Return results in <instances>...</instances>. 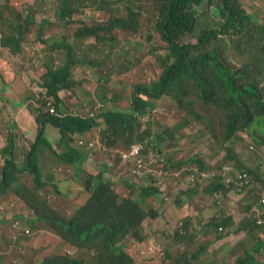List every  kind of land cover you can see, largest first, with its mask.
Returning <instances> with one entry per match:
<instances>
[{"label": "trees", "instance_id": "obj_1", "mask_svg": "<svg viewBox=\"0 0 264 264\" xmlns=\"http://www.w3.org/2000/svg\"><path fill=\"white\" fill-rule=\"evenodd\" d=\"M62 1V7L56 13L57 20H50L51 24L54 23L55 29H47L48 21L40 22L35 12L27 16L19 14L16 18L19 22L16 25L15 21L14 24L7 21L0 29L3 34V47L11 48L16 58L25 54V46L28 48L29 44H33L29 43V38H26L30 30L38 33L37 45L58 49L67 59L61 69L58 71L50 69L43 77L42 88L47 91V95L38 111L45 113L42 123L44 127L39 130V137L28 155L24 168H21L20 163L13 156L14 145L8 146L5 150V153L11 152L12 158L7 159L2 167L0 198L13 191L16 197H20L29 206L37 209L36 215L43 221L41 222L43 226L47 224L51 227V231L65 242L78 251L93 256L96 259L95 264H134L135 258L125 249L127 242H145L144 222L152 214L154 216L156 214L146 209L140 199L123 197L114 189L112 182L106 181L105 174L102 173L98 176L90 174L84 177L85 191L81 204L73 209L67 203L68 210L72 209L70 211L72 213L70 217L65 216L66 214L55 208V197L61 192L46 191L47 194L45 193L48 184L43 183L45 168L42 167L43 162L39 161V157L43 149H46L52 151L59 158L60 163L78 166L79 174L83 171L86 154L80 151L83 150L82 148L75 147L73 143L77 138L90 137L88 133L99 123L96 117L77 115H70L71 120L67 121L66 115L62 112V105L65 103L62 92L71 91L77 85L73 73L79 62L77 46L90 38H96L100 42L102 32L111 34L113 36L111 42L117 41L118 46H122L123 40L117 39L116 33L118 30L135 33L140 31L139 14L132 1L131 16L126 19L116 17L111 19L106 27L85 24L73 30L70 26L74 15L71 7L75 4V0ZM123 1L128 2V0H115V3ZM155 1L160 6L158 28L162 39L169 45V54L165 60H162L166 63L161 78L151 84L139 85L138 94L134 96V107L138 112L148 107L149 102L144 96L154 100L168 96L187 111L184 129L191 127L197 121L201 126V137L211 134L212 143L218 142L216 144L219 147L217 146L216 151L219 156L217 163L212 166L205 161L209 157L205 158L201 153L182 164L194 165L199 171L213 169L219 172L230 165L225 164V161L230 163L236 161L239 169L251 174V184L246 188L249 189L246 196L254 198L247 210V213L252 214L254 206L259 202V192L264 189V169L260 165L256 168L243 165L240 156L233 154L234 146L227 143L231 141L238 143L242 135L248 134L246 135L248 139H256L260 148H264V68H254L255 65L264 62V26H259L250 19L240 0H216L214 9L203 14L200 13V8L204 1L209 4L210 0ZM101 3L106 4L107 0H101ZM208 15L212 17L209 22L203 19ZM257 28L260 29L256 31ZM251 32L254 33L246 39ZM44 33H50L52 37L47 39ZM188 36L195 37L196 42H186ZM252 39L256 41L252 42ZM228 43L244 55L240 63H235L227 56ZM255 46L259 57L257 62L247 54V50ZM119 71L121 73L118 75L124 77L131 73L123 66ZM0 79H2L1 74ZM197 105L211 108V112H216L217 117L209 121L203 119L202 115L199 116ZM54 106L55 112H52ZM134 113L131 117L114 111L102 115L109 128L107 137L105 134L102 140L109 150L116 151L115 147L119 142L129 146L133 142L149 141L144 140L145 136L137 132L134 121L141 117L136 116L137 112ZM5 120L8 122L7 116H0V125L5 123ZM48 124L59 129L63 135L62 145L67 149L65 153L55 150L47 137ZM119 136L121 138L118 139ZM114 138L117 139L115 143L112 141ZM164 139L161 136L157 140L162 142ZM197 139L200 138L196 137ZM12 142L14 143L15 140L12 139ZM156 148L160 149V146L157 145ZM145 151L146 155H155L149 151L148 146ZM122 154L123 152L119 153L121 161H123ZM164 160V165L172 172L181 171L182 164H175L167 157ZM194 167L190 168L191 174H195ZM26 174L35 175L34 186L22 184L21 187L14 189V183L24 178ZM215 184L218 188H223L224 194L230 191V187L221 181ZM152 190L155 188H146L145 191L148 192L146 196H150L149 193L155 194L151 192ZM248 221L252 223V227L257 226L252 219ZM70 255L49 258V261L57 264H83L81 258Z\"/></svg>", "mask_w": 264, "mask_h": 264}, {"label": "rangeland", "instance_id": "obj_2", "mask_svg": "<svg viewBox=\"0 0 264 264\" xmlns=\"http://www.w3.org/2000/svg\"><path fill=\"white\" fill-rule=\"evenodd\" d=\"M132 1L136 5V10L139 14L138 25L140 31L135 33L134 31L123 32L122 30H118L115 37L123 40L122 46H118L117 41L111 42L113 36L107 32H102V40L100 42H98L96 38H90L82 41V43L77 46L76 52L79 62L78 66L73 70V73H75L74 82H76L77 85L71 91L62 92V97L65 100L64 105H62V112L66 115L65 118L67 121L71 120L70 115L96 117L99 125L88 134H90V136H96L97 138L100 137L101 140L105 134L107 137L109 129L105 123V118L102 116L103 114L114 111L131 117L134 112H137L136 116L141 118L134 121V125L139 135L145 136L144 140H149L144 144L148 146L151 153H156L161 157L165 156L170 161H174L173 163H179V165L187 163L192 156L198 153L204 154L205 158L208 156V160H211V155L217 150V146L219 147V145L216 144L218 142L212 143L210 138L211 134L201 137V126L197 121L192 124L191 127L184 129V120L188 113L172 98L166 96L161 100H154L144 96V99L149 102L148 107L142 112H138L134 107V96L136 93L138 94L139 85L151 84L161 78L166 63L162 62V60H165L169 54V45L162 39L161 32L158 28L160 21V6H158L155 0H128V2L123 1L119 3H115V0H107L106 4H102L101 0H75V4L71 7L74 15L72 18L73 23H71L70 26L73 30H77L85 24L106 27L111 19L116 17L126 19L131 16L130 8L132 7ZM240 2L242 3L241 6L250 16V19L257 25L264 26V0H240ZM62 4V0H13V4L6 7L5 11H12L11 16L13 18L19 17V14L29 15L30 12H35L39 16L40 21L45 18H49L48 20H57L56 13L57 10L61 9ZM216 4V0H210L209 4L207 1H204L200 8V13L203 14L213 10ZM211 18V15L203 17V19H207L208 22ZM0 24L1 26L6 25V23L3 22H0ZM47 29H55L54 23ZM259 29L260 28H257L256 31ZM252 33L254 32L249 33L246 39ZM44 34L47 39L52 37L50 33ZM26 38H29V43L32 42L33 44H29L28 48L25 46V54L17 58H10L12 49L8 46L2 47L3 40H0V49L3 51V53H0V74L2 76L7 75L8 78L5 77L7 80H14V87L18 93L17 96L26 99L27 102L23 101L20 104L23 109L21 114L24 115L25 118L27 117L28 126L33 129L31 131L24 130V132L19 130V126L16 122L15 108L13 107L14 99L4 94V99L0 100V116H7L9 120L8 122L5 120L6 122L0 125V175L2 167L6 164L7 159L12 158L10 151L9 153H5L8 146L11 147L14 145L13 156L18 160L21 168H24L28 155L32 152L33 145L39 137V130L44 127L42 123L45 113L38 111V108L42 106L41 102L43 99H46L47 95V91L42 88L43 77L50 69L58 71L61 69V66L67 62V59L61 55L58 49H53V47L46 48L42 44L37 45L36 42L39 38L37 32H30L29 30ZM255 41V39H252V42ZM186 42L195 43L196 38L188 36ZM226 54L229 59L232 58L235 63H240L244 59V55L236 48L234 49L231 43H228ZM247 54L253 57V61H259V57L256 54V46L249 48ZM90 60L91 62H89ZM127 60L128 62H126ZM121 66H123L125 70H130V75L125 77L118 75L121 73V71H119ZM254 68H264V62L255 65ZM3 87L4 82L0 79V92ZM54 108L56 107L54 106ZM196 108L199 111V116L202 115L204 117L203 119L207 121L217 117L216 112H211V108L204 107L203 105H197ZM19 122H23V116H21ZM46 127L47 137L52 142L55 150H57L59 148V139L62 141L63 135L59 129L53 127L51 124H48ZM246 135L248 136V134ZM161 136L165 138L162 143L164 145L163 147H168L167 150L156 148L158 143L155 141L160 139ZM243 136L244 135H242V137ZM196 137L200 139L196 140ZM242 137L238 143L231 141L227 144H232L234 146L235 151L233 154H238L242 164L248 166L250 161H244V159H249L251 155L252 157L255 155L258 156L261 146H259L256 139H248L249 137L245 139V137ZM85 138L80 137L79 140ZM119 138H121V136H119L118 139ZM12 139L15 140L14 143ZM116 140L117 139L114 138L112 141L115 143ZM75 142L73 144H75ZM102 142L104 143L103 140ZM135 143L138 142H133L129 146H124L119 142L115 147L116 151L109 150L106 145L107 150L103 152H97L95 148L89 149L81 145H75V147L82 148L83 150L80 151L86 155H89L91 152L90 154L99 155V157H102L109 163L116 165L121 164V170L125 173V180L130 181V166L120 160L119 153L126 151ZM250 146H253L254 149H251ZM173 148H176V150L173 151ZM61 152L65 153V150ZM259 157L260 158L257 160L261 162L258 161L256 166L260 165L261 168L264 169V156ZM39 161L43 162L42 167L45 168L46 171L47 168L56 169L58 167H61V170L64 171L66 170L65 167L69 165L60 163L59 158H57L52 151L46 149H43ZM227 163L230 164L229 166L238 168L236 161H231V163L230 161H225V164ZM122 165H124V167ZM185 165L186 164H182L181 166L183 167L181 168V170H183L181 176L184 177L189 174V171L185 170ZM75 167L78 169V166L75 165ZM192 167H194V165H192ZM172 174L173 177L177 175L176 172ZM24 176V178L14 183V189L21 187L22 184L34 186L35 175L26 174ZM75 178L76 176H72L70 181L75 180ZM45 179L46 181L48 180L47 177ZM48 185L52 188L51 191L49 190L51 193L59 191L63 193L65 205L62 207L58 205L55 208L59 211L62 209L64 214H67L68 205L66 200L73 199L74 193L72 189H70V191H65L62 184H59L57 180L52 177ZM71 185L72 183L69 184V186ZM16 200L24 201L20 197H16L13 191L9 192V195L0 198V224H2L0 230L5 232L2 236L3 239H7V236L11 232H16L17 234L28 227L25 219L16 218L19 217L17 212H20L17 208V204L14 203ZM4 202L11 204L4 209ZM24 202L36 217L37 209L29 206L26 201ZM28 219L33 223L32 219ZM6 220H10L11 222L5 223ZM29 226H31V224ZM10 227L12 230H9ZM35 229H39V225ZM38 231H41L43 238H45L47 235L46 231H51V227L46 224L40 230L32 231L31 235L28 236L33 238V235ZM14 237H12L11 240L16 243ZM145 238L147 239L146 235ZM24 246L25 244L20 243L14 245L13 248L18 251ZM146 250L147 246L134 247L136 260L141 261L143 258H150L145 252L143 254L142 251ZM148 251L151 250L148 249Z\"/></svg>", "mask_w": 264, "mask_h": 264}, {"label": "crops", "instance_id": "obj_3", "mask_svg": "<svg viewBox=\"0 0 264 264\" xmlns=\"http://www.w3.org/2000/svg\"><path fill=\"white\" fill-rule=\"evenodd\" d=\"M12 4L13 0H0V22L9 21L14 24L11 16L12 11H5V8ZM3 27L0 24V29ZM2 37L3 34L0 31V40ZM0 53H3L2 49H0ZM11 57L15 58L16 56L11 53ZM5 77L8 78L7 75H3L1 79L4 82V88L1 92L14 99L13 107L15 108L19 130L21 132L33 130L32 127L28 126L27 117L25 118L21 114L23 109L20 104L23 101L27 102L26 99L17 96L18 93L14 87L15 81L7 80ZM6 99L8 100L7 97ZM21 116H23L22 123L19 122ZM162 142L158 140V144H161L160 148L167 150L168 147H163ZM58 144L59 152L67 151L66 147L62 145L61 139H59ZM175 150L176 148H173V151ZM259 152L258 156L253 155L254 157H252L251 155L249 159H244V161H250L249 167L256 168V163L260 161L257 159L260 158L259 156H264V148H259ZM90 153L86 155L83 171L80 174L74 165L66 166L64 171L61 170V167L47 168L44 181L50 183L52 177L59 184H62L65 191L72 189L73 199H68L66 202L71 208L76 209L81 204L84 195V177L90 174L98 176L103 173L106 181L112 182L114 189L122 196L140 199L146 209L152 210L156 216L152 214L144 222V232L148 240L146 239L142 243L128 241L125 247L126 251L135 258L134 264H264V226L252 227V223L245 218L248 207L254 200L253 196L239 195L233 190L224 194L223 188H218L216 185L201 182L197 178L193 181L194 178L191 174H187L185 177L179 174L177 175L178 178H175L177 176H169L157 185H136L134 181L125 180V173L121 170V164L109 163L99 155ZM218 156L216 151L211 156V160L205 161L213 165ZM122 166L124 167V165ZM191 166L186 164L185 168L189 169ZM72 176H76V178L70 181ZM46 177L48 178L47 181ZM70 183H72L71 186H69ZM150 187L155 188L151 191L155 194L149 193L150 196H146L148 192L145 189ZM49 188L51 187L48 185L46 189ZM166 199L170 200L166 201ZM14 203L17 204L20 211L17 212L19 217L16 218L27 221L28 227L26 229L34 231L43 227V223H41L43 221L34 216L24 201L16 200ZM55 203L56 207L65 205L63 193L56 195ZM3 204L4 209H6L11 203L4 202ZM71 210H68L69 213L65 216L70 217ZM60 211L63 212L62 209ZM28 218L32 219L33 223ZM179 221H184L188 239L178 238L176 225ZM10 222L7 220L5 223ZM30 224L31 226H29ZM38 225L39 229H35ZM1 226L2 224H0ZM26 229L17 233L19 237L16 243L11 240L16 232H11L6 240L2 237L5 232L0 230V264H57L51 263L49 258L71 256L70 254H73V257L81 258L83 264L96 263L93 256L81 250L78 251L52 231H46L45 238H43L41 231L36 232L33 238H30L24 236ZM9 230L12 228L10 227ZM20 243L25 244V246L18 251L13 248L14 245ZM138 246H147V250L142 252L148 254L150 258H143L141 261L136 260L134 247Z\"/></svg>", "mask_w": 264, "mask_h": 264}, {"label": "clouds", "instance_id": "obj_4", "mask_svg": "<svg viewBox=\"0 0 264 264\" xmlns=\"http://www.w3.org/2000/svg\"><path fill=\"white\" fill-rule=\"evenodd\" d=\"M31 13V12H30ZM29 13V14H30ZM27 16V15H26ZM16 18L17 17H14V21H15V25L19 22V21H17L16 20ZM37 18H38V20H39V16H37ZM49 18H45V19H43V20H39L40 22H43V21H48V24H49V27L50 26H52L53 24H51V19L50 20H48ZM31 27V26H30ZM4 88V87H3ZM1 96H3V98H4V93L3 92H0V97ZM51 104V103H50ZM53 110H54V112H55V108L54 109H52V112H53ZM109 112H113V111H109ZM14 115V114H13ZM245 137V139H247V136L246 135H244L243 136V138ZM86 139V140H85ZM85 139H82V140H85V141H88V142H90L91 140H93V139H100V137H96V136H90V137H87V138H85ZM101 140V139H100ZM79 138H77L76 139V142H75V145H80L79 144ZM102 141V140H101ZM156 142L158 143V140H156ZM138 143H141V142H138ZM142 144H144V143H142ZM106 145V144H105ZM158 146H160L161 144H157ZM144 146H145V148H146V145L144 144ZM84 147H87V146H84ZM131 147V146H130ZM129 147V148H130ZM89 148V147H88ZM128 148V149H129ZM250 148L251 149H254L253 148V146H250ZM90 149V148H89ZM161 149V148H160ZM107 150V147L106 148H102V149H97V152H103V151H106ZM146 150V149H145ZM127 151V150H126ZM125 152V151H124ZM123 152V153H124ZM146 152V151H145ZM163 153V152H162ZM155 155H146L145 154V156L147 157V159L149 160V161H152V160H158V162H153V163H151V165H152V168H153V171H154V173L156 174L159 170H163V171H165V174L164 175H162L161 177L160 176H158V175H155V174H151V175H149V177H146V178H139V177H137L134 173H133V171H132V165L130 164V163H128L127 161H125L124 159H123V163H125V164H128L129 166H130V173H129V177H130V179H131V181H134V183L137 185V184H139V185H143V186H145L146 184H150V186L151 185H157L158 183H160V182H162V180H164L165 178H167V177H169V176H171V177H173V175H172V171L170 170V169H168L165 165H164V158H165V156H160V155H158V154H156V153H154ZM122 157H123V154H122ZM212 165V164H211ZM225 168H232V170L234 171V170H237V171H245V172H247L246 170H242V169H239V168H236V167H233V166H226ZM225 168H224V170H225ZM185 170H187V171H189V174H191V169L189 168H185ZM224 170L222 171V170H219V172H216V171H213V169H207V170H202V171H199V169L197 168V167H194V172H195V174H191L192 176H193V178H194V180L193 181H195V178H197L199 181H201V182H204V183H209V184H212V185H216L215 184V182H217V181H221V182H223V180H222V177H223V172H224ZM182 171L183 170H181V171H175L176 172V174L177 175H181L182 174ZM43 172H44V174H45V176L47 175V171L44 169L43 170ZM248 173V172H247ZM203 174H205L206 176L204 177L203 176ZM249 174V173H248ZM176 175V176H177ZM250 175V174H249ZM175 178H178V176L177 177H175ZM220 178V179H219ZM219 179V180H218ZM43 183H45V184H49V183H47V182H45L44 180H43ZM224 183V182H223ZM228 187H230V190H233V191H235L237 194H239V195H243V196H246L247 195V193H248V190H245L244 191V193H240V192H238L237 191V186H236V184H232V185H230V186H228ZM150 188H152V187H150ZM52 190L51 188H49V189H46V191L47 192H50V191ZM261 192L262 191H260L259 192V202L254 206V211H253V213L251 214V213H246L245 214V218H247V219H252L253 221H254V223L257 225V226H264V223L263 224H258L257 223V218H258V216H260V215H262V214H264V206L261 204ZM170 199H166V201H169ZM55 207H56V205H55ZM176 230H177V233H178V238L179 239H182V238H186V239H188V232H187V230H186V228H185V223H184V221H179L178 223H177V225H176ZM31 233H32V231L31 230H29V229H26L25 230V232H24V236L25 237H29L28 235H31ZM18 237H19V234H16L15 235V237H14V239L16 240V242L18 241ZM185 239V240H186Z\"/></svg>", "mask_w": 264, "mask_h": 264}, {"label": "built area", "instance_id": "obj_5", "mask_svg": "<svg viewBox=\"0 0 264 264\" xmlns=\"http://www.w3.org/2000/svg\"><path fill=\"white\" fill-rule=\"evenodd\" d=\"M54 112V110H53ZM79 144L81 146H87L89 148L102 149L106 148V145L100 139H93L90 142L85 140H80ZM145 146L142 143L133 144L127 151L123 153V159L130 163L132 167L133 173L139 178L149 177L151 174H155L152 168L151 163L158 162V160L149 161L145 156ZM165 174V171L162 169L159 170L155 175L162 176ZM205 177L206 175L203 174ZM223 182L230 186L232 184H236L237 191L240 193H244L246 188H249L251 184L250 175L245 171H237L232 170V168H225L222 177ZM261 204L264 206V189L261 192ZM258 224L264 223V214L258 216L257 218Z\"/></svg>", "mask_w": 264, "mask_h": 264}]
</instances>
